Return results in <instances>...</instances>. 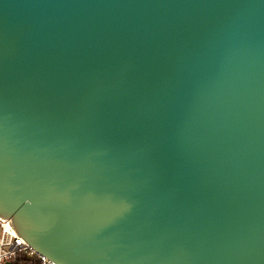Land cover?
Listing matches in <instances>:
<instances>
[{"label":"water","instance_id":"obj_1","mask_svg":"<svg viewBox=\"0 0 264 264\" xmlns=\"http://www.w3.org/2000/svg\"><path fill=\"white\" fill-rule=\"evenodd\" d=\"M0 219L54 264H264V0H0Z\"/></svg>","mask_w":264,"mask_h":264},{"label":"built area","instance_id":"obj_2","mask_svg":"<svg viewBox=\"0 0 264 264\" xmlns=\"http://www.w3.org/2000/svg\"><path fill=\"white\" fill-rule=\"evenodd\" d=\"M20 256L35 259L39 264H54L26 244L8 222L0 219V264H12Z\"/></svg>","mask_w":264,"mask_h":264},{"label":"trees","instance_id":"obj_3","mask_svg":"<svg viewBox=\"0 0 264 264\" xmlns=\"http://www.w3.org/2000/svg\"><path fill=\"white\" fill-rule=\"evenodd\" d=\"M12 264H39L35 259H28L25 257H17Z\"/></svg>","mask_w":264,"mask_h":264}]
</instances>
